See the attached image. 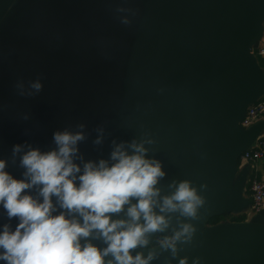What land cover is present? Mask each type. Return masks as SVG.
<instances>
[{
    "label": "water",
    "instance_id": "obj_1",
    "mask_svg": "<svg viewBox=\"0 0 264 264\" xmlns=\"http://www.w3.org/2000/svg\"><path fill=\"white\" fill-rule=\"evenodd\" d=\"M263 33L264 0H0L4 170L25 179L22 156L56 150V132L85 137L73 158L81 167L77 175L87 162L111 166L116 145L132 154L128 146L143 142L146 158L159 160L165 172L156 185L160 196L175 190L173 181L189 180L205 204L194 220L154 208L168 228L148 234L149 246L132 254L154 252L150 264H179L185 257L187 264L197 257L199 264H264V210L248 223L208 227L216 217L245 216L252 206L245 198L249 169L239 161L259 129L241 123L264 97V68L251 54ZM37 78L39 93L29 86ZM17 144L21 151L13 155ZM39 187L21 195L42 202ZM52 203V215H67L56 197ZM127 207L112 218L127 219ZM19 222L0 204V233L5 225L15 231ZM183 223L196 232L191 243H177L175 258L153 247ZM89 242L107 246L98 233L80 241ZM111 259L104 257L105 264Z\"/></svg>",
    "mask_w": 264,
    "mask_h": 264
},
{
    "label": "clouds",
    "instance_id": "obj_2",
    "mask_svg": "<svg viewBox=\"0 0 264 264\" xmlns=\"http://www.w3.org/2000/svg\"><path fill=\"white\" fill-rule=\"evenodd\" d=\"M129 22L127 18L122 19L124 24ZM29 86L35 93L43 89L39 78ZM53 139L56 150L41 153L31 149L22 156L20 163L25 169V179H14L4 170L5 161L0 160V204L9 218L18 217L20 221L15 231H9L5 225L0 233V260L6 264H105L104 257L109 255L112 259L107 264H150L156 259L154 252L145 257L139 252L133 255L132 251L149 246L148 234L168 228L169 220L154 208L158 206L159 213L178 212L194 220L198 209L205 204L189 180L173 181L169 187L175 190L161 197L156 185L165 172L159 160L146 158L148 149L143 142L133 141L128 146L132 154L123 144L116 145L110 154L111 166L105 160L98 164L87 162L82 174L77 175L81 167L73 158L84 135L56 132ZM95 143H100V139ZM21 148L19 144L14 145L13 155ZM34 186H40L42 202L30 195H21ZM52 197H56L61 209L67 210V215L65 212L52 215ZM126 205L127 219H113L112 214L120 213ZM195 232L193 224L183 223L179 230L164 237L160 245L175 258L177 243H191ZM93 233H98V238L107 245L102 250L90 242L81 245V239ZM199 261L197 257L193 264ZM179 264H187V257L180 259Z\"/></svg>",
    "mask_w": 264,
    "mask_h": 264
},
{
    "label": "built area",
    "instance_id": "obj_3",
    "mask_svg": "<svg viewBox=\"0 0 264 264\" xmlns=\"http://www.w3.org/2000/svg\"><path fill=\"white\" fill-rule=\"evenodd\" d=\"M251 54L257 59H264V47L251 48ZM262 118H264V98L247 110L241 126L244 129H249ZM258 163H264V137H261L249 150L242 154L239 168ZM247 189L251 194L252 206L245 216L250 219L264 210V179L260 176L258 170L251 168Z\"/></svg>",
    "mask_w": 264,
    "mask_h": 264
},
{
    "label": "crops",
    "instance_id": "obj_4",
    "mask_svg": "<svg viewBox=\"0 0 264 264\" xmlns=\"http://www.w3.org/2000/svg\"><path fill=\"white\" fill-rule=\"evenodd\" d=\"M261 47H264V33H263V36H262V39H261ZM264 60V59H263ZM262 68H264L262 65H261ZM264 98V97H263ZM258 126L257 129H259V132H258V135H257V138L254 142V144L261 138V137H264V118L260 119L257 124H256V127ZM247 131V130H246ZM248 169H249V174L251 172V168L252 169H256L259 171L260 173V176L264 179V163H258V164H254L252 166H247ZM245 198H248L251 200V194L250 192L248 191V189L246 188V191H245ZM244 217V221L240 222V223H248L249 222V219L244 216L243 214L242 215H236L235 217Z\"/></svg>",
    "mask_w": 264,
    "mask_h": 264
},
{
    "label": "trees",
    "instance_id": "obj_5",
    "mask_svg": "<svg viewBox=\"0 0 264 264\" xmlns=\"http://www.w3.org/2000/svg\"><path fill=\"white\" fill-rule=\"evenodd\" d=\"M264 61V60H263ZM260 65H262L264 67V62L259 61ZM244 217L240 216V217H235L233 215H225V216H221V217H216L210 220V222L208 223V227H215L218 226L224 222H230V223H240L242 221H244ZM170 233H162L161 236V240L164 239V237L166 236H170Z\"/></svg>",
    "mask_w": 264,
    "mask_h": 264
},
{
    "label": "rangeland",
    "instance_id": "obj_6",
    "mask_svg": "<svg viewBox=\"0 0 264 264\" xmlns=\"http://www.w3.org/2000/svg\"><path fill=\"white\" fill-rule=\"evenodd\" d=\"M257 60H258V62H259V61L264 62L263 59H257ZM160 239H161V237H160ZM159 243H160V242H159ZM159 243H158L156 246H155V244H153V247H154V246H155V247L159 246V245H160Z\"/></svg>",
    "mask_w": 264,
    "mask_h": 264
},
{
    "label": "flooded vegetation",
    "instance_id": "obj_7",
    "mask_svg": "<svg viewBox=\"0 0 264 264\" xmlns=\"http://www.w3.org/2000/svg\"><path fill=\"white\" fill-rule=\"evenodd\" d=\"M160 237H161V236H160ZM160 241H161V239L159 240V242H160ZM159 242H158V243H159ZM158 243H155V246H156ZM159 244H160V243H159ZM155 246H154V247H155ZM159 246H161V245H159Z\"/></svg>",
    "mask_w": 264,
    "mask_h": 264
}]
</instances>
